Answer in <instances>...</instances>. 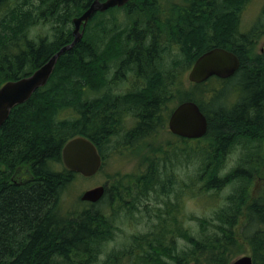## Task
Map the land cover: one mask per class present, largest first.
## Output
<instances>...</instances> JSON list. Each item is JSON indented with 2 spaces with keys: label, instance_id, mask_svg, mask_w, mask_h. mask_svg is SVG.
Masks as SVG:
<instances>
[{
  "label": "trees",
  "instance_id": "1",
  "mask_svg": "<svg viewBox=\"0 0 264 264\" xmlns=\"http://www.w3.org/2000/svg\"><path fill=\"white\" fill-rule=\"evenodd\" d=\"M91 1L0 0V85L30 74L70 42L72 18ZM248 2L128 0L91 16L80 40L57 58L45 85L12 107L0 126V264H99L102 253L100 264L123 259L128 264H229L241 253L243 240L253 264H264V46L255 50L257 24L240 29ZM44 24L48 32L31 33ZM213 46L233 51L239 68L224 80L210 77L194 84L203 88L201 95L208 93L204 102L193 91L178 93L179 69L190 68ZM129 86L133 89H119ZM227 95L235 96L232 102H226ZM174 96L176 103L195 101L207 118L206 133L193 139L198 145L187 159L198 162L195 174L186 176L187 182L178 179L167 157L153 156L151 178L135 202L132 179L109 174L98 201L81 200L83 207L71 209L64 195L81 175L64 167L63 143L83 135L101 150L111 139L128 142L133 134L154 133V121L164 120L166 100ZM128 114L135 125L124 128ZM239 140L249 142V151L221 176L217 166L223 152ZM22 170L32 179L20 184ZM258 172L260 185L255 182L253 193ZM229 185V194L209 216L184 209V186L186 194H206L215 203ZM152 192L158 199L154 206L146 202ZM122 211L130 218L144 211L154 223L131 233L124 246L105 251L120 230ZM180 239L185 242L179 244Z\"/></svg>",
  "mask_w": 264,
  "mask_h": 264
},
{
  "label": "rangeland",
  "instance_id": "2",
  "mask_svg": "<svg viewBox=\"0 0 264 264\" xmlns=\"http://www.w3.org/2000/svg\"><path fill=\"white\" fill-rule=\"evenodd\" d=\"M164 4H170L173 3L177 5V3H180V0H164ZM264 0H249V2L246 4L244 7L241 17H240V29L241 30H246L249 29L251 26L257 24V26L260 27L259 33L257 34V39L255 42V50H259L262 46H264V16H261V6H263ZM168 10V8L164 9ZM123 19V18H122ZM49 28L48 24H44V27L41 25H36L32 29L31 33L35 32H48ZM261 51V50H260ZM249 57V56H247ZM252 58V57H251ZM250 58V59H251ZM189 70V67L187 68H180V72L177 75L178 78L182 81L178 93L180 94H189L191 91L196 93L195 97H197L198 100H202L204 102V99H207L209 97L207 92H204L203 95H201V91L203 88L201 87H195V83H191L187 79V72ZM183 75V76H182ZM182 76V77H181ZM211 84H214L213 80L210 82ZM221 83V81L219 82ZM209 84V85H211ZM207 85V84H206ZM206 85H203V87H206ZM191 87V88H190ZM197 88V89H196ZM181 95V96H182ZM226 102H232V99L235 98V96L232 98L227 95V97H224ZM180 99V98H179ZM177 97L174 96L173 98L171 97L170 99H167V107L166 109H170L173 107V105L177 102ZM164 112V111H163ZM128 121V122H127ZM124 125V128H128L130 126V120L128 119ZM150 132V131H149ZM149 134L147 133H144ZM144 136V135H142ZM137 138V137H136ZM135 138V139H136ZM143 139V138H142ZM145 140V137H144ZM144 140H133L134 142L132 143L133 147L130 146H121L119 143H116V148H113V146L106 151V159L103 163V168L102 170L93 176L90 177H84V176H77L74 178L70 185L68 186V189H66V194L64 195L66 198V204L71 206V209L76 207H83L84 203L81 202L80 200V195L81 193L88 189L95 187L99 184H103L105 181V178L109 174H118V180H129L131 177H134V173L141 171L142 163H141V157L142 155L147 152V155H149L151 149L146 148V142L144 143ZM148 140V139H146ZM186 141L182 140H177L176 138L172 137L171 134H168L166 130H159L157 133H155V136L151 137L148 141L151 144L152 152L151 155L152 157H167L166 163L169 164V168L171 167V173L176 176L178 179H181L183 181L187 182V177L190 175L191 177L195 174L198 162L195 160L188 161V158H191L193 155V150L195 147L198 145L197 142H195L193 139H185ZM188 140V141H187ZM191 140V142H190ZM202 143L204 144L203 140H201ZM112 143V145H114ZM249 142L239 140V141H234L233 143H229L228 147L225 148V151L223 152V157L221 159V164H218V172L221 174L228 172L229 170H232L235 166L238 165V161L242 156L245 155L247 151V144ZM111 144H109L110 146ZM181 148V150H180ZM261 152L264 153V144L262 148H260ZM178 158V159H177ZM165 160V159H164ZM163 162V161H162ZM201 162V161H200ZM164 163V162H163ZM178 163V164H177ZM264 163V162H263ZM144 165V164H143ZM260 172H258L254 179L253 182L254 184L252 185L253 193H255V182H256V187L260 185V177L259 175ZM190 180V178H189ZM129 183V182H128ZM131 183V188L134 186L133 181ZM197 185H194L192 187V190L195 191ZM227 189L228 192L231 190L230 185L224 187L219 193V197L215 199V203L212 202V199L207 196L206 194L202 195L197 194H186L185 190H187L186 186H184V193H183V207L188 211V213H194L197 216H202L206 215L209 216L211 214V208L214 205H219L221 203V197H223V192L224 190ZM136 197L134 199V202L136 199L140 198L137 196L138 194L135 193ZM150 200L146 201L150 206L155 205V200L158 201L157 196L152 192L150 194ZM156 198V199H155ZM170 198L173 200L174 194L172 193L170 195ZM145 202L141 203V210L143 209V204ZM67 205H64L67 207ZM68 208V207H67ZM150 208V207H149ZM151 210L149 209V212ZM119 219H118V226H120V230L116 232V237L108 242H106L105 245V251L112 249V248H119L124 246V244H127V241L129 239V235L133 232L136 231H146L153 223L154 219L153 218H147L146 213L143 212H136V215L134 218H130L126 216V214L122 211L119 214ZM191 224L192 221H190ZM243 220H240V223H242ZM239 230V226H235V233L237 234ZM185 241L180 239L179 244H183ZM241 254H249L251 255V249L249 244L243 240L241 242ZM104 258V254L102 253L99 256L98 263L100 264ZM120 264H128L127 259H123L120 261Z\"/></svg>",
  "mask_w": 264,
  "mask_h": 264
},
{
  "label": "water",
  "instance_id": "3",
  "mask_svg": "<svg viewBox=\"0 0 264 264\" xmlns=\"http://www.w3.org/2000/svg\"><path fill=\"white\" fill-rule=\"evenodd\" d=\"M128 0H92L81 14L72 18V35L70 42L62 45L43 64L28 75L6 80L0 85V126L8 117L10 109L26 101L31 94L47 82L57 58L80 40L83 28L96 11L122 6ZM239 67V58L231 50L213 46L199 54L187 72V79L192 83H201L211 76L226 78ZM169 131L183 138H200L207 130V118L199 105L193 100L178 102L167 120ZM64 167L70 171L89 177L94 175L102 162L96 145L86 136L75 135L67 139L60 151ZM105 190L100 184L84 190L80 200L96 202ZM229 264H253L249 254L233 258Z\"/></svg>",
  "mask_w": 264,
  "mask_h": 264
},
{
  "label": "flooded vegetation",
  "instance_id": "4",
  "mask_svg": "<svg viewBox=\"0 0 264 264\" xmlns=\"http://www.w3.org/2000/svg\"><path fill=\"white\" fill-rule=\"evenodd\" d=\"M249 59L251 58V57H248ZM239 64H240V60H239ZM239 68V67H238ZM232 76V75H231ZM231 76H229V77H231ZM211 77H215V78H217V79H219V80H224V79H226V78H229V77H226V78H219V77H216V76H211ZM127 82V81H126ZM128 84H129V82H128ZM121 91H129V90H132L133 89V87H123V88H119ZM168 106V105H167ZM172 108L173 107H171L169 110L168 109H165L164 110V114H165V116H164V120L163 119H161V118H158V119H156L154 122H155V125L157 126V127H155L156 128V131L154 132V133H151V131L149 132V134H146V135H144V136H139V137H137L136 139L135 138H133L134 137V134L133 135H131V137H129L130 138V140L128 141V142H124V141H122V142H118L117 141V143H119L121 146H130V147H132V143L134 142L133 141V139L134 140H137V139H139V140H144V137H145V140H144V143L146 142V148L147 149H151V151H150V153H149V155H147V152H145L143 155H142V157H141V163H142V167H141V171H138V172H135L134 173V177H131L130 179H132V181H133V187L131 188L132 189V194H133V197H134V199H135V197H136V195H135V193H137L138 195L137 196H140L141 195V191H142V189L144 188L143 186H144V183H145V181L147 180H149L151 177V170H152V160H153V157H152V155H151V152H152V148H151V144L149 143V139L151 138V137H153V136H155V133H157L160 129L161 130H166V132L167 133H169V134H171V136L172 137H174V138H176L177 140H184L183 139V137H181V136H177V135H175V134H173V133H171L169 130H168V127H167V120H168V117H169V115H170V113H171V110H172ZM130 120L131 122H130V128L133 126V125H135V121H136V118L135 117H133V114H128L126 117H125V119H124V122H126L127 120ZM161 119V120H160ZM133 123V124H132ZM154 125V126H155ZM174 135V136H173ZM143 138V139H142ZM146 139H148V140H146ZM115 142V140L113 141V139H111V141H110V143H106L105 145H102L101 146V150H102V152L106 155V151L108 150V149H110L112 146H113V148H116V143H114ZM112 143H114V145H112ZM109 144H111L110 146H109ZM97 149H98V152L100 153V155H101V158H102V162H101V165H100V167H99V169H98V172H100L101 170H102V168H103V155L101 154L102 152H101V150L99 149V147H97ZM144 164V165H143ZM140 176H143V178L142 177H140ZM140 177V178H139ZM32 179V177H30L29 176V174L27 175V174H24L23 173V170L22 171H20V184H22V183H25V182H23L24 180L25 181H29V180H31ZM144 182V183H143ZM105 185V184H104ZM105 191V190H104ZM128 202H130L131 200H127ZM133 201V200H132ZM134 202V201H133Z\"/></svg>",
  "mask_w": 264,
  "mask_h": 264
},
{
  "label": "bare ground",
  "instance_id": "5",
  "mask_svg": "<svg viewBox=\"0 0 264 264\" xmlns=\"http://www.w3.org/2000/svg\"><path fill=\"white\" fill-rule=\"evenodd\" d=\"M178 64V63H177ZM190 64V63H189ZM182 65V64H181ZM180 65V66H181ZM187 65V64H186ZM180 70V69H179ZM179 74V73H178ZM183 76V75H182ZM181 76V77H182ZM179 80V79H178ZM174 81V80H173ZM180 81V80H179ZM219 83V82H218ZM215 85V84H214ZM227 87V86H226ZM191 88V87H190ZM197 89V88H196ZM225 89V88H224ZM186 93V92H185ZM128 95V94H127ZM199 99V98H198ZM205 101V100H204ZM168 103V102H167ZM167 107V106H166ZM170 111V110H169ZM158 113V112H157ZM159 114V113H158ZM155 115V114H154ZM160 115V114H159ZM161 120V119H160ZM128 122V121H127ZM133 124V123H132ZM169 134V133H168ZM112 135V134H111ZM174 136V135H173ZM208 137V136H207ZM184 139V138H183ZM206 140V139H205ZM188 141V140H187ZM190 142H191V140H190ZM210 146V145H209ZM133 147V146H132ZM87 202H89V201H87ZM92 203V202H91ZM106 233V232H105ZM103 239V238H102ZM100 253V252H99ZM96 254H97V252H96ZM96 261V260H95ZM94 262V261H93ZM95 263V262H94Z\"/></svg>",
  "mask_w": 264,
  "mask_h": 264
},
{
  "label": "clouds",
  "instance_id": "6",
  "mask_svg": "<svg viewBox=\"0 0 264 264\" xmlns=\"http://www.w3.org/2000/svg\"><path fill=\"white\" fill-rule=\"evenodd\" d=\"M223 174H224V173L222 172V173H221V176H222ZM228 194H229L228 190L225 189L224 192H223V195H224V196H227Z\"/></svg>",
  "mask_w": 264,
  "mask_h": 264
}]
</instances>
